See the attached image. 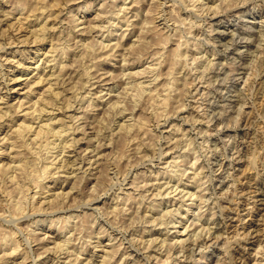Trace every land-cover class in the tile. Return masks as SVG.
<instances>
[{
	"label": "rangeland",
	"instance_id": "obj_1",
	"mask_svg": "<svg viewBox=\"0 0 264 264\" xmlns=\"http://www.w3.org/2000/svg\"><path fill=\"white\" fill-rule=\"evenodd\" d=\"M44 1L55 28L35 43L5 16L35 0H0V264H264V0ZM55 91L74 148L18 156L34 135L11 133Z\"/></svg>",
	"mask_w": 264,
	"mask_h": 264
},
{
	"label": "bare ground",
	"instance_id": "obj_2",
	"mask_svg": "<svg viewBox=\"0 0 264 264\" xmlns=\"http://www.w3.org/2000/svg\"><path fill=\"white\" fill-rule=\"evenodd\" d=\"M128 1V0H127ZM45 2V1H44ZM36 5L35 6H33L32 7V5H30L32 8L30 9V11H26L25 9H26V7H19V8H15V7H13V8H11L7 13H6V19H9L11 22H10V24L8 25L9 26V35L10 34H18V38L20 39V41L21 42H27V39L29 40V38H33V40H32V42H35V43H39V42H43V41H45V40H47V38L49 37L48 35H49V33H50V31H51V27H52V29L53 28H55V27H53V26H49L48 25V21H49V19L51 18V16H52V14L53 13H49L48 11L50 10V8H51V6H47L46 5V2H45V5L46 6H43V5H39L37 2H36V0H35V2H34ZM42 4H44L43 2H42ZM38 5V6H37ZM54 5V4H53ZM52 5V7H54ZM58 5V4H57ZM104 5V4H103ZM128 6V5H127ZM50 7V8H49ZM124 7V6H123ZM125 8L126 7H124L123 9L125 10ZM28 9V8H27ZM104 10V9H103ZM38 11V14H36V12ZM102 12V11H101ZM15 13H18L19 14V16H16L15 15ZM106 13V12H105ZM104 13V14H105ZM24 14H26V15H24ZM43 15H45V21L44 20H42L41 18H42V16ZM100 15V14H99ZM120 17V16H119ZM165 19V18H164ZM123 20V19H122ZM107 22V21H106ZM109 22H110V20H109ZM263 22V21H262ZM77 24V23H76ZM94 26V25H93ZM93 26H92V28H93ZM104 26V25H103ZM75 27H77L76 25H75ZM97 27V26H96ZM252 27V26H251ZM262 27V26H261ZM179 28V27H178ZM86 29H88V28H86ZM169 29V28H168ZM177 29V28H176ZM55 30V29H54ZM217 30V29H216ZM26 31H28L30 34H28L27 36L26 35H22L21 33H23V32H26ZM170 31V30H169ZM222 31V30H221ZM84 32H85V29H84ZM230 32V31H229ZM8 33V32H7ZM111 33V32H110ZM19 34H20V36H19ZM26 34V33H25ZM263 34H261V36H262ZM12 36V35H11ZM17 36V35H16ZM232 36V35H231ZM264 36V35H263ZM242 37V36H241ZM12 38H13V36H12ZM143 38V37H142ZM165 38V37H164ZM167 38H168V36H167ZM166 38V39H167ZM264 38V37H263ZM262 38V39H263ZM217 39V38H216ZM239 39V38H238ZM243 39V38H242ZM53 40V39H52ZM231 40V39H230ZM233 40V39H232ZM81 41V40H80ZM29 43V42H28ZM31 43V42H30ZM167 43V42H166ZM233 43V42H232ZM263 43V42H262ZM13 44V43H12ZM26 44V43H25ZM235 44V43H234ZM28 45V44H27ZM40 45V44H39ZM85 45H87V42H86V44ZM146 46V42L143 44L142 43V46ZM229 45V44H228ZM231 45V44H230ZM53 46V45H52ZM52 46H51V48H52ZM89 46V45H88ZM87 46V48L89 49L90 47H88ZM102 46V45H101ZM142 46H140V48L142 47ZM144 46V47H145ZM232 46V45H231ZM230 46V47H231ZM235 46V45H234ZM64 47V46H63ZM106 47V46H105ZM249 47V46H248ZM262 47V46H261ZM115 48H116V46H115ZM135 48V47H134ZM139 48V49H140ZM53 49H54V47H53ZM58 49V48H57ZM92 49V48H91ZM136 49V48H135ZM142 49V48H141ZM144 50H145V48H143ZM142 49V50H143ZM49 50H52V49H49ZM66 50H67V48H66ZM69 50V49H68ZM93 50V49H92ZM24 51L25 50H22L21 51V53H22V55H24ZM134 51H136V50H134ZM179 51V50H178ZM225 51V50H224ZM36 52V51H35ZM37 52H38V49H37ZM65 52V51H64ZM114 51H112V52H110V53H108V57L109 58H111L112 57V55H114V53H113ZM181 52V51H180ZM13 54H15L16 52L14 51V52H12ZM49 53H50V51H49ZM178 54V53H177ZM179 55V54H178ZM178 55H176V57L178 56ZM180 55H181V53H180ZM180 55L178 56V57H180ZM13 56V55H12ZM30 56V55H29ZM154 56V55H153ZM162 56V54L160 55V57ZM187 56V55H186ZM48 57V56H47ZM165 57V56H164ZM54 58V57H53ZM161 59H162V57H161ZM15 60V59H14ZM54 60V59H53ZM56 60V59H55ZM160 60V59H159ZM195 59H193V61H194ZM198 60V59H197ZM201 60V59H200ZM9 61V60H8ZM49 61V60H48ZM202 61V60H201ZM48 63H50V62H48ZM49 65V64H48ZM65 65V64H64ZM64 65H62V67H61V70H60V73L63 71V69H64ZM155 65V64H154ZM193 65V64H192ZM225 65V64H224ZM21 66V65H20ZM159 66V65H158ZM39 67H40V65L38 64L36 67H35V70L36 69H39ZM205 67V66H204ZM209 67V66H208ZM208 67H206V68H208ZM253 67V65L250 67V68H252ZM256 67V66H255ZM24 68H26V69H24V70H29V69H27V68H29V67H24ZM41 68V67H40ZM157 68V67H156ZM159 69V68H158ZM254 69V68H253ZM218 70V69H217ZM87 71V70H86ZM214 71V70H213ZM250 71V70H249ZM142 72V71H141ZM140 72V73H141ZM2 73H4V72H2ZM59 73V74H60ZM89 73V72H88ZM144 73V72H143ZM230 73V72H229ZM250 73H252V72H250ZM249 73V74H250ZM107 74V73H106ZM110 74V73H109ZM231 74H233V73H231ZM254 74V73H253ZM97 75V74H96ZM128 75V74H127ZM140 75V74H139ZM142 75V74H141ZM1 76V75H0ZM94 76V75H93ZM138 76V75H137ZM219 76V75H218ZM217 76V77H218ZM56 78V76H55V72L54 71H52L49 75H48V77L46 78H44L42 75H39V76H37V81L35 82L36 84H39V83H41V82H43L44 80H47V79H52V78ZM220 77V76H219ZM239 77H241V76H239ZM128 78V77H127ZM158 79H159V77H157ZM223 78H225V77H223ZM232 78V77H231ZM18 79V78H17ZM16 79V80H17ZM100 79V78H99ZM134 79V78H133ZM132 79V80H133ZM138 79V78H137ZM216 79V78H215ZM240 79V78H239ZM247 79V78H246ZM19 80V79H18ZM219 80V79H218ZM234 80V79H233ZM232 80V81H233ZM29 81V80H28ZM107 81V80H106ZM156 81H157V79H156ZM203 81V80H202ZM230 81V80H229ZM144 82V81H143ZM143 82H141L140 81V83L138 84H135L136 86H137V91H136V94H140V97H142L141 96V94L144 92V94H145V91L148 89V84H144ZM155 82V81H154ZM204 83V82H203ZM206 83V82H205ZM245 83V82H244ZM54 83L53 82H51V85H50V87L53 85ZM57 84V82H55V85ZM129 84V83H128ZM221 84V83H220ZM131 84H129V86H130ZM208 85V84H207ZM32 86V85H31ZM127 86V85H126ZM136 86H134V87H136ZM128 87V86H127ZM126 87V88H127ZM231 87V86H230ZM52 88V87H51ZM8 89V88H7ZM48 89V90H47ZM47 89H44V90H47V91H49V88H47ZM129 89V88H128ZM153 89H154V87H153ZM213 89V88H212ZM43 90V91H44ZM51 91H52V89H50ZM199 90V89H198ZM218 90V89H217ZM237 90V89H236ZM101 92V91H100ZM152 92V91H151ZM150 92V93H151ZM203 92V91H202ZM226 92V91H225ZM47 96H48V98L46 97L45 99H46V101L43 99V103L41 104V105H39L38 104V106H36L33 110H27L26 112H25V114H24V118H28V119H32V122L33 121H38L39 119H40V121H43V117H44V115H49L50 117L48 118V120L45 122V123H42L41 125H39L38 127H39V129L36 131V129H34V126H33V124H32V122L30 121V122H28V123H26V122H23V123H21V125L20 126H18L17 128H15L14 130H13V132L11 133L12 134V136H15L16 138L18 137V138H20L21 137V139H24V137L22 138V136H25V134L26 133H33V137H30V135L29 136H27L26 135V137H25V142H21L22 144H21V146H20V148H22V149H20V150H22V151H20V152H18V156H23L24 154H25V156L26 155H32L31 153H32V151L31 152H29L28 150H30V149H28V148H31V150H32V147H29L30 146V144L33 142V143H35V142H38L37 144L39 145V143H40V140L42 141L43 140V143L44 144H42V143H40L41 145V147L42 146H45V148H46V151L47 150H54L55 148H57V142H56V140L59 138H62L63 140H64V146H63V148H62V150L63 151H65V150H69L71 147L72 148H74L73 147V145L77 142L75 139H74V136H73V138L72 137H69L70 135H72L70 132V129L71 130H73V128L71 127V126H66L65 127V125H63V126H60L58 129H56L55 127H52V125L53 124H55V122H56V120H54L53 121V119L54 118H52L51 117V114H52V112L54 111V109H55V107L54 106H51V104H55V105H57V103H55V102H57L58 101V99H61L62 98V96H61V94H62V91H55V92H51L50 94L49 93H45ZM44 95V94H43ZM150 95V94H149ZM152 95V94H151ZM138 96V95H137ZM136 96V97H137ZM144 96V95H143ZM44 97V96H43ZM139 97V96H138ZM137 97V98H138ZM166 97V96H165ZM170 97V96H169ZM168 97V98H169ZM3 98V97H2ZM168 98H164L163 99V103L168 99ZM65 99V98H64ZM79 99V98H78ZM41 100V99H40ZM57 100V101H56ZM82 100V99H81ZM211 100H213V99H211ZM210 100V101H211ZM3 101V100H2ZM168 101V100H167ZM75 102V101H74ZM70 103V102H69ZM168 103V102H167ZM53 104V105H54ZM63 104V103H62ZM93 104V103H92ZM117 104V103H116ZM69 105V104H68ZM73 105V104H72ZM203 105V104H202ZM243 105V104H242ZM22 106H23V104H22V102L16 107L17 109H16V113H17V111H21V109H22ZM90 106V105H89ZM92 106V105H91ZM206 106V105H205ZM72 107V106H71ZM88 107V106H87ZM116 107V106H115ZM56 108H58V106L56 107ZM60 108H61V106H60ZM95 108V107H94ZM206 108V107H205ZM1 109H2V107H1ZM64 109V108H63ZM70 109V108H69ZM62 110V109H61ZM6 111V110H5ZM0 112H2V111H0ZM14 112V111H13ZM121 112H123V110L121 111ZM124 113V112H123ZM12 113L10 112V110H8V111H6V112H4V113H2V114H0V120H3V118L4 117H6V115H11ZM28 115V116H27ZM70 115V114H69ZM125 115V114H124ZM68 116V115H67ZM77 116V115H76ZM219 116V115H218ZM70 117V116H69ZM74 117V116H73ZM208 117V116H207ZM213 117V116H212ZM217 118V117H216ZM131 119H132V117H131ZM125 120V119H124ZM24 121V120H23ZM212 121V120H211ZM135 122V121H134ZM66 123V122H65ZM64 123V124H65ZM212 123H213V121H212ZM1 124V123H0ZM86 124V123H85ZM135 123H133V125H134ZM74 125V124H73ZM84 125V124H83ZM90 125V124H89ZM92 125V124H91ZM131 125V124H130ZM124 126V125H123ZM132 126V125H131ZM130 126V127H131ZM135 126H137V125H135ZM129 127V128H130ZM68 128V129H67ZM85 129V128H84ZM121 129H122V127H121ZM121 129H120V132H123V131H121ZM123 130H125V129H123ZM33 131H35V133L33 132ZM70 131V132H69ZM130 131V130H129ZM131 131H133L132 129H131ZM135 131V130H134ZM75 132V131H74ZM76 132H77V130H76ZM75 132V133H76ZM85 132V131H84ZM23 133H25L24 135H23ZM86 133V132H85ZM127 134H128V131L126 132ZM126 133H125V135H126ZM130 133V132H129ZM98 135H99V133H97ZM32 135V134H31ZM97 135V136H98ZM112 135H113V133H112ZM85 136V135H84ZM96 136V137H97ZM121 136H123L122 134H121ZM7 137V136H6ZM9 137V136H8ZM124 137V136H123ZM5 138V137H4ZM13 138V137H12ZM17 138V139H18ZM51 138H53V139H51ZM122 138V137H121ZM6 139V138H5ZM8 139V138H7ZM14 139V138H13ZM20 139V140H21ZM79 139V138H78ZM29 140H31V141H29ZM74 140L76 141V142H74ZM81 140V139H80ZM79 140V141H80ZM8 141V140H7ZM14 141V140H13ZM61 141V140H60ZM15 142H16V144H15ZM11 143V142H10ZM36 144V143H35ZM11 145V144H10ZM37 145V146H38ZM77 145H78V143H77ZM18 146H19V144H18ZM36 146V145H35ZM76 146V145H75ZM17 147V141H14V142H12V145H11V149L13 150L14 148H16ZM59 147V146H58ZM62 147V146H61ZM239 147V146H238ZM34 148V147H33ZM45 148L43 149V150H45ZM71 148V149H72ZM80 148V147H79ZM19 149V148H18ZM18 149H17V151H18ZM40 149V148H39ZM42 149V148H41ZM82 149V148H81ZM85 149V148H84ZM28 151V154H27V152H24V151ZM53 150H52V152H53ZM15 151V150H14ZM34 151V150H33ZM37 151H39V150H37ZM2 152V151H1ZM34 152H36V150L34 151ZM47 152H49V151H47ZM51 152V153H52ZM84 152V151H83ZM82 152V153H83ZM88 152V151H87ZM93 152V151H92ZM41 153V152H40ZM3 154V153H2ZM36 154H37V156H39L38 154L39 153H37L36 152ZM49 154V153H48ZM47 154V156H49ZM34 155V154H33ZM78 155H79V153H78ZM53 156V155H52ZM61 156V155H60ZM16 158V157H15ZM21 158V157H20ZM31 158V157H30ZM33 158H35L34 156H33ZM33 158H32V160H33ZM40 158V157H39ZM51 158V157H50ZM75 158V157H74ZM27 159H29V158H25V160H15L14 162H19L18 164H16V165H13V166H15L14 167V169H16V170H19L20 171V169H25L24 167H25V165H27V162L28 161H31V160H27ZM54 159H56V158H53V160L52 161H50L51 163H53L54 162ZM76 159V158H75ZM74 159V160H75ZM64 160V159H63ZM73 160V159H72ZM34 161V160H33ZM37 161V160H36ZM36 161H34L35 162V164H36ZM64 161H66V160H64ZM82 161V160H81ZM90 161V160H89ZM49 162V161H48ZM56 162V161H55ZM221 162V161H220ZM224 162V161H223ZM75 163H76V160H75ZM82 163H83V161H82ZM214 163V162H213ZM29 164V163H28ZM32 165H33V163H31ZM79 164V163H78ZM197 164V163H196ZM221 164V163H220ZM32 165H31V167H32ZM52 165H54V164H46L44 167H42L43 169H42V173H43V175L45 174V176H47L46 174L48 173V170H51V168H53V166ZM74 165V164H73ZM29 166H30V164H29ZM223 166V165H222ZM11 167V166H10ZM38 167V166H37ZM37 167H35V169L37 168ZM3 168V166L2 165H0V170H2V171H7V169H2ZM4 168H5V166H4ZM76 168V167H75ZM81 168V167H80ZM10 169V168H9ZM41 169V168H40ZM69 169V166L68 165H62L61 166V170H62V172H64V173H69L68 170ZM24 171H26V170H24ZM40 171V170H39ZM58 171V170H57ZM199 171V170H198ZM221 171V170H220ZM8 172V171H7ZM13 172V171H12ZM27 172H28V170H27ZM51 172H53L52 170H51ZM201 172V171H200ZM30 173V172H29ZM50 174V173H49ZM200 174V173H199ZM13 175V174H12ZM11 175V176H12ZM51 175V174H50ZM53 175V174H52ZM60 175V174H59ZM68 175V174H67ZM86 175V174H85ZM195 175H197V174H195ZM201 175V174H200ZM203 175V174H202ZM41 176V177H40ZM38 175L37 177L40 179V178H43L42 177V174L41 175ZM74 176H75V174H74ZM198 176V175H197ZM13 177V176H12ZM17 177V176H16ZM37 177H35V178H37ZM50 177V176H49ZM66 177H70V176H66ZM84 177V176H83ZM33 178H34V176H33ZM76 178V177H75ZM200 178V177H199ZM32 179V178H31ZM58 179V178H57ZM85 179V178H84ZM195 179V178H194ZM42 179H40V181H41ZM56 180V179H55ZM136 180V179H135ZM43 181V180H42ZM41 181V182H42ZM16 182V181H15ZM37 182H38V180H37ZM134 182V181H133ZM132 182V183H133ZM167 182V181H166ZM40 183V182H39ZM144 184H145V182H144ZM44 185V184H43ZM170 185V184H169ZM36 186H41V184H38L37 183V185ZM73 186H74V184H73ZM72 186V187H73ZM140 186V185H139ZM149 186V185H148ZM152 186V185H151ZM214 186V185H213ZM17 187V186H16ZM138 187V186H137ZM136 187V188H137ZM75 188V187H74ZM141 188V187H140ZM208 189V188H207ZM45 190V189H44ZM50 190V189H49ZM49 190H47V191H49ZM74 190V189H73ZM72 190V191H73ZM161 190V189H160ZM163 190H164V188H163ZM162 190V191H163ZM71 191V192H72ZM169 191V190H168ZM178 191V190H177ZM191 191V190H190ZM61 192V191H60ZM63 192V191H62ZM70 192V193H71ZM130 192V191H129ZM161 192V191H160ZM165 192V191H164ZM174 192H175V190H174ZM201 192V191H200ZM207 192V191H206ZM49 193V192H48ZM167 193V192H166ZM60 194V193H59ZM68 194V193H67ZM161 194V193H160ZM183 194V193H182ZM181 194V195H182ZM203 194V193H202ZM65 195V194H64ZM165 195V194H164ZM186 195V194H185ZM189 195V194H188ZM61 196V195H60ZM63 196V195H62ZM68 196H69V194H68ZM187 196V195H186ZM203 196V195H202ZM71 197V196H70ZM189 197V196H188ZM196 197H198V196H196ZM206 197V196H205ZM211 197V196H210ZM56 198H59V196L57 195L56 196ZM61 198V197H60ZM63 198V197H62ZM67 198V197H66ZM186 198V197H185ZM209 199V198H208ZM53 200V199H52ZM68 200V199H67ZM205 201H206V199H205ZM47 202V201H46ZM200 202H201V200H200ZM52 204H53V202H51ZM57 203V202H56ZM206 203V202H205ZM214 203V202H213ZM72 204V203H71ZM60 205V204H59ZM70 206V205H69ZM78 206V205H77ZM66 207V206H65ZM68 207V206H67ZM55 209V208H54ZM98 210V209H97ZM56 211H57V209H56ZM202 211V210H201ZM168 212V211H167ZM178 213H179V211H178ZM217 215V214H216ZM164 216V215H163ZM203 216V215H202ZM213 217H214V215H213ZM212 217V218H213ZM67 218H69V216L67 217ZM157 218V217H156ZM211 218V219H212ZM63 219V218H62ZM69 219H71V218H69ZM66 220V219H65ZM63 221L64 222V226L65 225H67V224H65V222L67 223V221ZM69 222H70V220H68ZM53 223V222H52ZM196 224V223H195ZM53 225V224H52ZM55 226V225H54ZM67 226H69V225H67ZM209 226V225H208ZM58 227V226H57ZM216 227V226H215ZM189 227H186L185 228V230H183L184 232L185 231H187V229H188ZM199 228H200V226H199ZM209 228V227H208ZM201 231V230H200ZM208 233H210V231H208ZM216 233V232H215ZM220 233V232H219ZM6 234V233H5ZM197 234V233H196ZM4 235V234H3ZM209 235V234H208ZM216 235H217V233H216ZM219 235V234H218ZM0 236H2V235H0ZM9 236V235H8ZM46 236V235H45ZM199 236V235H198ZM202 236V235H201ZM7 237V236H6ZM6 237H4L3 236V238H4V240L6 239ZM13 237V236H12ZM44 237V236H43ZM205 237H207V236H205ZM220 237H221V235H220ZM220 237H219V239H220ZM202 238V237H201ZM217 238V237H216ZM8 239V238H7ZM6 239V240H7ZM198 239V238H197ZM200 239V238H199ZM208 239V238H207ZM206 239V240H207ZM11 240V237L9 238V241ZM38 240V239H37ZM189 240V239H188ZM216 240V239H215ZM8 241V242H9ZM66 241H67V239H66ZM66 241H64V243H62L61 245H59V247H61V248H57V249H63L62 247H63V245H65V243H66ZM154 241V240H153ZM195 241H197V240H195ZM68 242V241H67ZM199 242V241H198ZM201 242V241H200ZM13 243V242H12ZM61 243V242H60ZM154 243V242H153ZM165 243V242H164ZM179 243V242H178ZM195 243V242H194ZM203 243V242H202ZM59 244V243H58ZM67 244H69V243H67ZM99 244V243H98ZM196 244V243H195ZM8 245V244H7ZM197 245V244H196ZM210 245V244H209ZM67 246V245H66ZM71 246V245H70ZM179 246V245H178ZM202 246V245H201ZM53 247V246H52ZM112 247V246H111ZM209 247V246H208ZM211 247V246H210ZM47 248V247H46ZM70 248V247H69ZM182 248V247H181ZM186 248V247H185ZM196 248V247H195ZM201 248V247H200ZM12 251L13 252H10V253H14V252H16V250H17V248L14 246V247H12ZM52 249V248H51ZM56 249V250H57ZM11 250V249H10ZM19 250V249H18ZM35 250V249H34ZM47 250V249H46ZM56 250H54L55 252H56ZM83 250V249H82ZM202 250V249H201ZM107 251V250H106ZM208 251V250H207ZM72 252V251H71ZM71 252H70V254H71ZM80 252V251H79ZM111 252V251H110ZM44 253V252H43ZM45 253H47V252H45ZM69 253V252H68ZM109 253V252H108ZM41 254V253H40ZM48 254V253H47ZM81 254V253H80ZM39 255V254H38ZM44 255V254H43ZM78 255H79V253H78ZM179 255H180V253H179ZM185 255V254H184ZM201 255V254H200ZM62 256V255H61ZM81 256V255H80ZM105 256V255H104ZM111 256V255H110ZM2 257V256H1ZM33 257V256H32ZM39 257V256H38ZM26 258V257H25ZM193 258V257H192ZM23 259V258H22ZM79 259V258H78ZM191 259V258H190ZM25 260V259H24ZM23 260V261H24ZM93 260V259H92ZM105 260V259H104ZM107 260V259H106ZM110 260V259H109ZM67 261V260H66ZM69 261V260H68ZM70 262V261H69ZM75 262H76V260H75ZM105 262V261H104ZM107 262V261H106ZM34 263V262H33ZM122 263V262H121ZM218 263H219V261H218ZM16 264V263H15ZM37 264V263H36ZM184 264V263H183Z\"/></svg>",
	"mask_w": 264,
	"mask_h": 264
}]
</instances>
